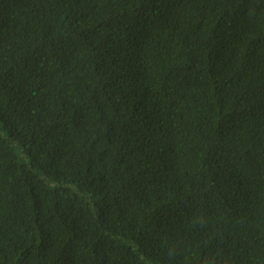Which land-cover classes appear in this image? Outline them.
I'll return each mask as SVG.
<instances>
[{
    "label": "trees",
    "instance_id": "trees-1",
    "mask_svg": "<svg viewBox=\"0 0 264 264\" xmlns=\"http://www.w3.org/2000/svg\"><path fill=\"white\" fill-rule=\"evenodd\" d=\"M0 264H264V0H0Z\"/></svg>",
    "mask_w": 264,
    "mask_h": 264
}]
</instances>
